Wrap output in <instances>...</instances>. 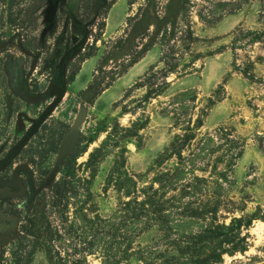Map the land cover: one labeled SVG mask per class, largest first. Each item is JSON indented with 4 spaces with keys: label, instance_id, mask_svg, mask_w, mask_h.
<instances>
[{
    "label": "rangeland",
    "instance_id": "obj_1",
    "mask_svg": "<svg viewBox=\"0 0 264 264\" xmlns=\"http://www.w3.org/2000/svg\"><path fill=\"white\" fill-rule=\"evenodd\" d=\"M59 89L0 163V264H264V0H0V160Z\"/></svg>",
    "mask_w": 264,
    "mask_h": 264
},
{
    "label": "trees",
    "instance_id": "obj_2",
    "mask_svg": "<svg viewBox=\"0 0 264 264\" xmlns=\"http://www.w3.org/2000/svg\"><path fill=\"white\" fill-rule=\"evenodd\" d=\"M185 38L191 43L197 39V37H194L193 33L190 31H188V35H186ZM160 60L164 63L160 69H155L157 65L152 66L148 74H146L143 79H140L130 87V90H132V87L136 89L142 88L145 90L144 96L139 98L141 104L164 92L170 84V80H168L170 74L175 72L179 67V62L174 54L169 55L168 52L165 53L164 51ZM35 217L36 219L34 218V220H32V224L35 227L34 229L37 228V230L44 232L43 222L40 221L41 218L39 216Z\"/></svg>",
    "mask_w": 264,
    "mask_h": 264
},
{
    "label": "water",
    "instance_id": "obj_3",
    "mask_svg": "<svg viewBox=\"0 0 264 264\" xmlns=\"http://www.w3.org/2000/svg\"><path fill=\"white\" fill-rule=\"evenodd\" d=\"M77 0H72V2H76ZM105 0H98V5H101ZM72 6V5H71ZM70 6L69 8V14L72 18V20L75 23H79L78 18L76 17V15H74V12L72 10V7ZM86 35L87 33L84 34V36L74 45H72L69 49H67L63 55L61 56L58 65H57V76L59 74V76H62V74L64 73V65L66 63V61L70 58V56L76 51L78 50L80 47L83 46V44L86 41ZM61 89V88H60ZM59 89L56 97L54 98V100L44 109V111L42 112V114L40 115V117L38 118V120L35 122L34 126L32 127V129L27 133V135L24 136L23 139H21L19 141V143L16 145V147L9 153V155L4 158L3 160H0V163H4L6 161H8L14 154H16V152L25 144V142L34 134V132L38 129V127L40 126V124L42 123V121H44V119L53 111V109L56 107L57 103L61 100L62 97V93L63 91H61ZM82 118V115L79 114L76 122L73 126V128L68 132V134L66 135V137L64 138L62 145H61V149L58 155V160L61 161L63 159V157L68 153V151L71 149L74 138L76 136V128L77 125L80 123Z\"/></svg>",
    "mask_w": 264,
    "mask_h": 264
},
{
    "label": "crops",
    "instance_id": "obj_4",
    "mask_svg": "<svg viewBox=\"0 0 264 264\" xmlns=\"http://www.w3.org/2000/svg\"><path fill=\"white\" fill-rule=\"evenodd\" d=\"M155 56L153 55L152 50H150L149 52H147L140 60H138L137 62H135L133 65H131L128 69V71L126 72V74L130 73L132 70H134L135 68L141 66L142 67V73L147 70L153 63L154 59H152V61L148 62L146 65H139L142 64V62H144L146 59H148L149 57Z\"/></svg>",
    "mask_w": 264,
    "mask_h": 264
},
{
    "label": "flooded vegetation",
    "instance_id": "obj_5",
    "mask_svg": "<svg viewBox=\"0 0 264 264\" xmlns=\"http://www.w3.org/2000/svg\"><path fill=\"white\" fill-rule=\"evenodd\" d=\"M80 39H81V38H80ZM80 39H79V40H80ZM79 40H78V41H79ZM78 41H77V42H78ZM77 42H75V43H77ZM75 43H74V44H75ZM74 44H73V45H74Z\"/></svg>",
    "mask_w": 264,
    "mask_h": 264
}]
</instances>
